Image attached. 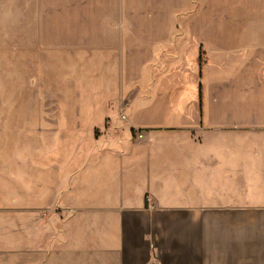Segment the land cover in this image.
I'll list each match as a JSON object with an SVG mask.
<instances>
[{"label": "crops", "instance_id": "0c3cea01", "mask_svg": "<svg viewBox=\"0 0 264 264\" xmlns=\"http://www.w3.org/2000/svg\"><path fill=\"white\" fill-rule=\"evenodd\" d=\"M210 2L176 27L174 0H49L36 24L22 26L24 64H33L23 80L35 91L55 88L57 122L70 128L55 152L73 171L63 200L86 206L96 224L98 258L88 264H264V0H231L236 18L219 28L205 22ZM208 31L227 32L216 44L225 49L213 50ZM13 42L9 35V54ZM191 44L182 77L175 65ZM127 46L149 64L140 81L152 82L122 119ZM166 48L178 56L158 75ZM99 62L113 81L89 90L83 75ZM71 73L80 97L69 106ZM165 78L174 92L182 79L188 88L158 104L170 90Z\"/></svg>", "mask_w": 264, "mask_h": 264}, {"label": "rangeland", "instance_id": "374dc122", "mask_svg": "<svg viewBox=\"0 0 264 264\" xmlns=\"http://www.w3.org/2000/svg\"><path fill=\"white\" fill-rule=\"evenodd\" d=\"M44 1L46 3L49 0H0V264H88L96 262L98 258L92 253L95 243L90 238L96 224L89 222L87 207L63 200L65 181L73 171H66L64 159L56 154L55 149L70 135L67 131L70 128L57 122L59 112L54 106L58 102L53 93L55 88L52 86L42 92L35 91L28 88L23 80L28 73V66L33 64H24L21 53L22 26L25 23L36 24L39 13L44 10ZM148 1L166 4L173 0ZM202 1L174 0L175 26L181 27L185 18L193 17ZM207 6L209 12L205 22L208 28L216 20L219 28L236 18L237 9L233 8L231 0H212ZM238 16L242 17L243 14L238 12ZM13 28L15 31H12ZM225 33L227 32L208 31L207 39L210 38L214 43L211 46L213 50L225 49L216 46L220 41L218 37ZM9 35L11 41H14L15 50L10 54L7 51ZM169 41H165V45L170 46L172 43ZM211 47L208 49H212ZM130 48L127 46L123 64L121 62V72L125 74L124 79L121 77V85L119 80V89L126 92L119 106V109L123 108V113L137 99L140 90L150 88L152 82L150 75L143 76L144 81H140L141 73H149V64L137 60L131 52L135 48ZM146 49L142 47V52ZM181 49L185 60L175 65H180L175 71L183 77L187 70V54L191 52L194 55L195 44ZM162 51L166 53L160 54V62L155 69L158 75L166 70V61H173L178 56L177 48ZM107 66L109 65L99 62L88 75L82 74L85 77L83 83L89 90L107 88L108 83L113 81V77L111 79L106 74ZM197 70L199 75L200 68ZM8 77L14 79L9 92L6 91ZM78 77L71 73L66 80L68 91L62 102L69 106L79 103L80 95L74 91ZM49 80L58 85L54 80ZM172 80L173 78L160 80L163 83L162 89L169 82L170 90L159 92L155 103L163 104L182 97L183 90L188 88L187 84L181 82L175 93L170 86ZM78 90L81 91L80 88ZM214 115H218V111L212 117ZM68 119L72 123L71 118ZM101 135V128L92 132L94 138Z\"/></svg>", "mask_w": 264, "mask_h": 264}, {"label": "bare ground", "instance_id": "6f19581e", "mask_svg": "<svg viewBox=\"0 0 264 264\" xmlns=\"http://www.w3.org/2000/svg\"><path fill=\"white\" fill-rule=\"evenodd\" d=\"M130 5H131V4H130ZM133 8H134V7H133ZM136 8H137V7H136ZM136 10H137V9H136ZM136 10H133V11H136ZM133 11H132V12H133ZM132 12H131V13H132ZM133 14H134V13H133ZM188 23H189V22H188ZM221 56H222V55H221ZM242 69H243V68H242ZM181 70H182V69H181ZM170 73H171V72H170ZM246 73H247V72H246ZM244 75H245V74H244ZM236 77H237V76H236ZM177 78H178V77H177ZM251 81H252V80H251ZM251 81H250V82H251ZM181 82H182V81H181ZM183 82H184V81H183ZM250 87H251V86H250ZM169 92H170V91H169ZM183 92H184V91H183ZM240 94H241V93H240ZM257 94H258V93H257ZM168 96H169V95H168ZM238 97H239V96H238ZM65 174H66V173H65Z\"/></svg>", "mask_w": 264, "mask_h": 264}, {"label": "built area", "instance_id": "2783aa9c", "mask_svg": "<svg viewBox=\"0 0 264 264\" xmlns=\"http://www.w3.org/2000/svg\"><path fill=\"white\" fill-rule=\"evenodd\" d=\"M121 118L122 119H125V116L123 115V112L121 111ZM152 264H155V263H152Z\"/></svg>", "mask_w": 264, "mask_h": 264}]
</instances>
